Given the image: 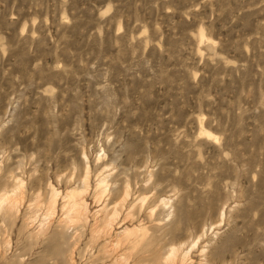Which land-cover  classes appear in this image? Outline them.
Masks as SVG:
<instances>
[{
	"label": "rangeland",
	"instance_id": "1",
	"mask_svg": "<svg viewBox=\"0 0 264 264\" xmlns=\"http://www.w3.org/2000/svg\"><path fill=\"white\" fill-rule=\"evenodd\" d=\"M3 183L0 264H264V0H0Z\"/></svg>",
	"mask_w": 264,
	"mask_h": 264
},
{
	"label": "bare ground",
	"instance_id": "2",
	"mask_svg": "<svg viewBox=\"0 0 264 264\" xmlns=\"http://www.w3.org/2000/svg\"><path fill=\"white\" fill-rule=\"evenodd\" d=\"M206 134L208 135V137L209 136H211V137L213 136V134L210 133V132H206ZM101 178H102V176H101ZM106 184H107V182H106V180L104 178L99 181L100 190L102 192L107 191V185ZM17 188L18 187L10 190L9 185L7 183H3L2 186H1V189H0V201H10L11 202L12 200H15L17 198V196L14 195V192H15L14 190L17 189ZM11 193H12V195H10ZM57 193H58L57 191H54V195H56ZM69 195H70L71 198L75 197V195L73 193H71V192L69 193ZM80 211H81L80 209L77 210V212H80ZM188 253H189V250L188 251L183 250L182 247L181 248L180 247H173V248L169 249L168 256L165 258V263L166 264H174L179 259L181 261H185L186 256L188 255Z\"/></svg>",
	"mask_w": 264,
	"mask_h": 264
}]
</instances>
